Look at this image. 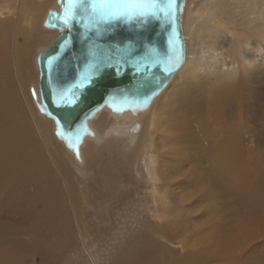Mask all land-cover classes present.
<instances>
[{"label": "rangeland", "instance_id": "rangeland-1", "mask_svg": "<svg viewBox=\"0 0 264 264\" xmlns=\"http://www.w3.org/2000/svg\"><path fill=\"white\" fill-rule=\"evenodd\" d=\"M43 1L11 3V9L0 15L11 21L8 34L0 36V41H9L13 82L25 118L61 190L60 205L70 230L55 236L41 227L29 230L23 220L33 211L21 215L19 203H8L6 192L0 191V222L9 230L0 242V264H138L144 256L140 250L148 247L143 243L153 242L161 245L155 264H264V0L210 2L206 11L213 13L208 27L215 36V60H210L213 53L203 44L206 38L198 20L190 46L192 56L180 68L184 79L167 84L165 92L163 88L156 97L165 115L167 135L159 131V125H150L151 107L139 116L133 137L109 132L129 121L103 111L91 120L100 136L85 139L80 162L56 139L52 121L39 115L29 92L31 86L37 89L36 54L57 35L42 26L55 0ZM203 2L186 0L183 26L198 16ZM25 41L28 52L21 65L20 49ZM198 62L201 68L194 74L196 80L189 68ZM239 78L241 90L223 102L222 112L211 122L199 121L198 125L193 115L185 118L187 105L202 97L200 89ZM242 116L244 124L234 125L228 135L243 136L252 150L246 157L227 162L215 155L211 137L205 133L208 129L215 132L217 121L230 124ZM149 143L151 160L146 153ZM41 206L34 214L42 212ZM56 216L60 221L61 216ZM237 229L238 250L230 254L215 251L218 236Z\"/></svg>", "mask_w": 264, "mask_h": 264}, {"label": "water", "instance_id": "water-1", "mask_svg": "<svg viewBox=\"0 0 264 264\" xmlns=\"http://www.w3.org/2000/svg\"><path fill=\"white\" fill-rule=\"evenodd\" d=\"M113 2L98 0L105 5ZM138 2L150 4L153 0ZM155 2L162 7L168 4V0ZM184 5L185 0H171L170 8L164 7L155 15L140 18L136 10H131L129 16L118 19L98 16L96 23L77 15L67 27L56 17L65 14L68 0H55V7L46 10L42 26L57 35L36 54L37 89L31 86L29 92L39 115L52 121L54 136L78 162L85 139L95 135L91 120L103 111L114 115L145 113L182 66ZM145 56H155L158 62L138 67L137 61ZM52 57L58 59L50 68L48 61ZM85 76L91 79L76 90V103L65 106L58 91L73 87ZM145 96L150 97L147 103Z\"/></svg>", "mask_w": 264, "mask_h": 264}, {"label": "bare ground", "instance_id": "bare-ground-1", "mask_svg": "<svg viewBox=\"0 0 264 264\" xmlns=\"http://www.w3.org/2000/svg\"><path fill=\"white\" fill-rule=\"evenodd\" d=\"M14 1L18 2L19 5L24 4V3L32 5L31 3L32 0H0V15H3L5 14V12L9 11L11 9L10 7L12 6L11 3H13ZM215 1L216 0H205V2H203L204 3L203 8H200L198 12V16L195 19L191 20L188 25L183 26L182 24L183 36H184V41H185V61L181 67H183L184 65H187L192 56L190 46H191L192 36L194 34L195 35L197 34L196 32L198 28V25H197L198 20L202 21V25L200 28H201V32L203 36L206 38L205 41H203L202 39L203 44L205 45L206 50H208L207 52L213 53L209 56L210 60L212 61L215 60V55H214V51H215L214 43L215 42L213 41L215 36L214 34H211L210 28L208 27L210 20H212L213 18V13L210 9L206 11L210 2H215ZM185 6H186V0H185L184 9H185ZM33 8L35 9L33 10L35 13L37 8H35L34 6ZM182 18H183V15H182ZM213 23L210 26H213L214 25ZM10 24H11V21L9 18L0 17V36L5 37L8 34L10 30ZM245 41H247V39ZM8 43L9 41H3V40L0 41V191L6 192V195L8 197V203H19L18 209L19 211L23 212V214L21 215H26V214L29 215L30 212L33 211V214H31L30 216L27 215L28 217L24 218L23 220L26 226L30 228L29 230L32 229L33 231V228L37 229L36 227H41V228H44V230L47 231L46 234L49 233L50 236H55L59 233L61 235L62 234L67 235L70 229L66 223V220H67L66 215L65 213H63L61 209V205H60L61 190L57 188L55 176L51 173V167L48 161L46 160L44 153L37 139L35 138L33 129L30 127V123L27 121V118H25V115H24L25 113L20 103V97L17 92L16 86L14 85V82H13V78L11 74L12 72L9 69L10 63H9V44ZM245 44H248V43L245 42ZM23 47H21L20 49L21 55H20L19 62L21 65L24 64L23 62H25L27 58L26 57L27 52H28L27 42L25 43V45H23ZM199 67H200V64L198 62L195 65H191L189 68V72L193 74L192 78L194 77L196 80H197V77L194 76V74L199 69ZM180 68L174 73L173 77L168 81L167 83L168 85L169 84L175 85L177 84L176 82L179 79L183 78V74H180L181 72ZM242 78L243 77H241V79ZM241 79L239 78L231 82L227 81L226 79L225 80L223 79V81L220 80L217 83H214L211 86H208L207 89H205L204 87L200 89L199 93L203 94L202 97L198 95L200 98H197V99L195 98L196 100L191 101L190 104L187 105L186 109H184L185 118L186 117L188 118L186 114H188L189 116L193 115L194 121L198 122V125H199V121H201L200 123L205 122L204 120H206V122L208 121L207 123L211 122L212 119H215L213 118L214 116L219 115V113L222 112L221 107L223 105V102L226 101V99L230 97H234V95H236L238 91L241 90V87L243 86V82ZM165 87H164L163 92H165L166 90ZM242 92L240 93L242 94ZM156 97L153 99L150 106L148 107V109L151 107L153 111V116L151 118L150 125L152 126L159 125V131L164 132V134L167 135L166 134L167 132L163 131V125H164V122H166L165 117H164L165 115L164 116L162 115L163 112L159 105L160 99L158 98L156 99ZM185 100L184 102H187ZM238 109L240 110V114H241V110H242L241 106H238ZM15 113H17V116ZM140 115L141 114L134 115V114H131V112H125L123 114L116 115V118H122L124 120L127 119L129 122H124V123L122 122L120 125L114 126L112 129H110L109 132L115 131L114 133H117V134L118 133L131 134L133 137L135 133V130H133V127L137 128L135 126L139 123ZM171 115L172 114H170V116ZM22 116L25 118V120ZM156 120H158V124H156ZM214 122L215 121H213V123ZM243 122H245V119L243 118V116L242 118L240 117L236 120L233 119L230 124L229 123L223 124L222 122L218 123L217 121V123L213 124L216 126L215 132H211L209 131V129L206 130L205 135L211 137L210 146L213 148V152H215V155H219L220 158H223L224 160L227 159L228 160L227 162H230L231 160L235 158L240 159V158L246 157L244 156V154L248 153L249 150H252L250 146L245 145V139L242 138L243 136L232 134V132H231L232 135L231 134L228 135V133L231 131L234 125L244 124ZM186 123H188V119L186 120ZM90 126L92 127L95 133L93 137L99 138L100 135L97 134L91 122H90ZM204 126H207V124H204ZM242 132H243V129H242ZM148 135H150V131L148 132ZM160 135H163V134H160ZM202 135L204 136V134ZM252 135L254 134L252 133ZM147 145L148 146L146 147L147 148L146 153L150 154L149 158L151 160L153 159V156L151 155L152 143H149ZM45 146L47 147V145ZM238 170H241V167H238ZM42 184H44L43 187H42ZM39 205H42L39 208L41 209L42 212H40L39 214H34V213H37L36 208ZM56 215L61 216L60 221H56L58 220ZM236 231L239 232L237 229L235 230L234 233L226 232L224 234L223 233L220 234L221 236L217 234L219 235L218 236L219 239L215 241V245L219 248L215 249V251H218L224 254H230L234 250H238L239 248L238 244L234 241L237 235L235 234ZM8 232L9 230L5 222H0V242H2L6 238V235ZM144 245L148 247H145L142 251L140 250V253H144V256L140 258L138 264H155V262L158 259H160L158 250L161 245L159 246L158 243L156 242L149 243V244L143 243V246ZM130 264H137V263L131 262Z\"/></svg>", "mask_w": 264, "mask_h": 264}, {"label": "snow or ice", "instance_id": "snow-or-ice-1", "mask_svg": "<svg viewBox=\"0 0 264 264\" xmlns=\"http://www.w3.org/2000/svg\"><path fill=\"white\" fill-rule=\"evenodd\" d=\"M106 7L111 10H105ZM164 7H171V0H168V4L165 6H161L153 0L150 4H144L138 2V0H114L113 3L105 5L98 3V0H68V8L65 11V14L61 17H56L67 27L77 15L87 16L89 19L96 23L98 22V16L103 17H112V18H121L125 16H129L131 10H136V15L140 18H144L147 15H155L157 11H164ZM152 9L151 12L145 11V9ZM57 57H52L49 59V67L52 68L54 66V61L57 60ZM158 59L155 56H145L142 60L137 61V66L140 64H144L147 66L151 63H157ZM95 67V65H93ZM90 76H85L81 79L80 83L73 85L71 88L60 89L58 91V96L60 100L65 104V106L71 107L76 103L77 100V92L76 90L83 88L85 86V81H90ZM155 92L153 93V95ZM150 97H144V103H147ZM67 118H71V113L66 114ZM68 131H71L69 129Z\"/></svg>", "mask_w": 264, "mask_h": 264}]
</instances>
